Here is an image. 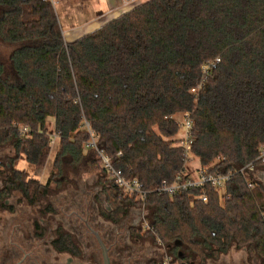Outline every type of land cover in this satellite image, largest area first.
<instances>
[{"label":"trees","instance_id":"obj_1","mask_svg":"<svg viewBox=\"0 0 264 264\" xmlns=\"http://www.w3.org/2000/svg\"><path fill=\"white\" fill-rule=\"evenodd\" d=\"M0 6V35L20 44L11 55L13 76L0 62V144L16 153L0 199L19 188L36 204L66 156L81 163L86 118L114 167L151 191L139 202L109 181L115 208L108 218L118 220L128 205L145 207V233L182 262L204 264L233 246L264 262V161L256 160L264 146V0H145L72 41L49 0ZM186 112L194 121L193 151L204 165L215 163L212 171L255 163V171L233 175L227 195L210 185L206 202L193 198L199 189L155 192L184 166L175 115ZM13 122L30 126L31 136H21ZM20 158L34 175L16 167ZM48 161L53 166L43 181ZM52 243L79 253L62 228Z\"/></svg>","mask_w":264,"mask_h":264},{"label":"rangeland","instance_id":"obj_2","mask_svg":"<svg viewBox=\"0 0 264 264\" xmlns=\"http://www.w3.org/2000/svg\"><path fill=\"white\" fill-rule=\"evenodd\" d=\"M99 3V0H60L56 12L62 28L67 29L72 22L80 23L89 16H95ZM19 45L4 40L0 35V61L9 77L14 75L11 55ZM176 119L182 121V113L176 114ZM46 126L53 135L55 126L51 117L47 119ZM182 135L180 129L178 136ZM52 146L53 150L58 147L56 142ZM15 156L12 144H0V189L4 188L9 175L6 163H10ZM52 166V162L48 161L39 178L45 181ZM16 167L25 168L34 175L24 159L20 158ZM61 168L62 172L54 177L45 192H41L36 204L28 202L19 188H13L9 195L0 199V264H13L23 256H27L24 264H104L101 245L95 233L90 231V226L108 248L112 245L109 248L111 264H154L162 258L165 249L158 247L152 236L133 229L138 228L144 216L148 218L145 207L128 205V212L118 220L106 216V211L115 208V202L111 197L112 189L108 188L109 180L93 150L86 147L84 160L79 164L66 156ZM19 226L22 227L20 231ZM59 228L71 234L79 247L78 254L54 250L52 241L57 237ZM194 264H200L199 258ZM204 264L264 262L246 249L233 246L227 254L218 258L208 257Z\"/></svg>","mask_w":264,"mask_h":264},{"label":"built area","instance_id":"obj_3","mask_svg":"<svg viewBox=\"0 0 264 264\" xmlns=\"http://www.w3.org/2000/svg\"><path fill=\"white\" fill-rule=\"evenodd\" d=\"M54 7L56 6L57 0H49ZM145 0H120L121 9L127 12L140 4ZM111 17V14L109 15ZM218 58L216 61L218 62ZM215 63L211 62L205 65L204 71L207 73L211 67H214ZM201 87V86H200ZM183 120L178 121L180 129L183 131V135L179 137L178 146L183 148L184 156V166L181 171H179L172 182L163 181L159 187L155 190L159 195H175L178 193L189 192L193 189H199L200 193L194 194V199H201L206 202L208 200L207 193L205 191L206 187L210 185L219 191L223 196L227 195V184L231 181L235 173H245V171H255L256 166L254 161L246 164L235 170L225 172H214L212 167L215 163L210 165H204L201 159L193 151V143L195 141L196 135L194 134V121L190 113H182ZM13 127H15L21 136L30 137L31 128L28 125L21 124L18 122H13ZM82 128L89 133V139L85 143V147L93 150L99 160L101 169L103 170L107 179L113 182L116 187H118L124 196L133 198L135 201L145 202L151 191L144 188L143 184L138 178H128L125 176L121 169L114 167L111 157L100 147L99 140L100 134H98L91 126L89 120L84 118L82 122ZM51 139V146L55 142L57 136L54 133ZM120 154V153H119ZM256 160L264 161V146L260 148V154ZM250 187H253V183H250ZM144 208V207H143ZM143 226L145 229L150 228L147 218L143 219ZM158 245L165 249V253L162 258L156 261L154 264H190L187 262H182L177 259L173 254H170L166 250V246L161 240H158Z\"/></svg>","mask_w":264,"mask_h":264},{"label":"crops","instance_id":"obj_4","mask_svg":"<svg viewBox=\"0 0 264 264\" xmlns=\"http://www.w3.org/2000/svg\"><path fill=\"white\" fill-rule=\"evenodd\" d=\"M60 0H57L56 5ZM100 7H98V12L95 16H89V18L84 19L80 23L72 22L68 25L67 29L63 28L64 37L67 41H72L83 35L92 32L93 30L99 28L106 22L118 17L119 15L125 13L121 9L120 0H99ZM56 9V6H55ZM111 14V17L109 15ZM51 120L55 126V119L51 117ZM86 148V147H85Z\"/></svg>","mask_w":264,"mask_h":264},{"label":"flooded vegetation","instance_id":"obj_5","mask_svg":"<svg viewBox=\"0 0 264 264\" xmlns=\"http://www.w3.org/2000/svg\"><path fill=\"white\" fill-rule=\"evenodd\" d=\"M0 62L3 63L2 61H0ZM4 74L7 75V69H6L5 66H4ZM12 168H13L12 163H6V171L9 172V170H12ZM20 190H21V189H20ZM88 227H89V226H88ZM136 228H137V227H136ZM138 228L140 229V232H141V231H144V233L146 232V229H145L144 226H143V222H140V223H139ZM89 229H90V231H91L92 233H94V232H93L94 229H92L91 227H89ZM18 230H19V231L22 230V227L19 226V227H18ZM57 234H58V231H57ZM156 245H157L158 247H160L158 244H156ZM52 246H53V243H52ZM16 248L19 249V247H16ZM53 248H54V250H56L54 246H53ZM56 251H57V250H56ZM58 252H60V251H58ZM26 257H27V256H23L19 261L15 262V263H13V264H24V261H25ZM136 262L139 263V260H136ZM4 264H8V263H4Z\"/></svg>","mask_w":264,"mask_h":264},{"label":"water","instance_id":"obj_6","mask_svg":"<svg viewBox=\"0 0 264 264\" xmlns=\"http://www.w3.org/2000/svg\"><path fill=\"white\" fill-rule=\"evenodd\" d=\"M72 213H76V212H72ZM78 214V213H77ZM89 215V213H88ZM88 217V216H87ZM87 220V219H86ZM88 223V222H87ZM89 224V223H88ZM91 227V226H90ZM92 228V227H91ZM93 229V228H92ZM95 233V235L97 236L99 243L101 245L102 251H103V258H104V264H111V258L109 255V248L112 246H110L109 248L106 246V244L104 243V241L102 240L101 236L94 230L93 231ZM180 243V242H177ZM182 257V255H181Z\"/></svg>","mask_w":264,"mask_h":264}]
</instances>
